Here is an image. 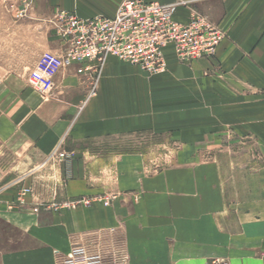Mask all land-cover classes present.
Segmentation results:
<instances>
[{"label": "crops", "instance_id": "obj_1", "mask_svg": "<svg viewBox=\"0 0 264 264\" xmlns=\"http://www.w3.org/2000/svg\"><path fill=\"white\" fill-rule=\"evenodd\" d=\"M122 1L33 0L27 17L9 22L0 53V185L7 188L0 218L15 219L23 235L0 264H55V252L68 254L77 242L112 248L109 264L125 257L128 264H264L263 164L203 156L204 144L228 126L237 137L258 138L264 151V0H146L180 2L176 21L199 14L228 35L213 58L190 64L167 47L164 74L110 58L85 106L90 82L77 66L57 74L46 101L19 82L44 51L64 49L46 23L56 11L112 18ZM139 134L169 136L174 161L156 167L148 147L116 145ZM58 148L73 156L52 159ZM43 175L52 179L49 195L38 184ZM33 184L29 207L59 210H9L19 189ZM80 200L89 204L75 206Z\"/></svg>", "mask_w": 264, "mask_h": 264}, {"label": "built area", "instance_id": "obj_2", "mask_svg": "<svg viewBox=\"0 0 264 264\" xmlns=\"http://www.w3.org/2000/svg\"><path fill=\"white\" fill-rule=\"evenodd\" d=\"M33 0H21L12 5L17 18H25L32 9ZM176 6L162 5L146 0H123L115 17L96 16L80 18L75 13L56 11L46 23L64 42L60 53H44L31 72L30 82L43 99L52 95L57 74L65 68L78 67V73L87 76L90 90L83 106L97 96L104 67L110 58L138 66L147 75L164 74L168 68L164 50L173 47L180 63L190 64L215 52L221 36L201 16L182 24L174 19ZM63 145V144H61ZM61 148V146H60ZM58 148L52 158L60 154ZM62 158L68 156L60 154ZM29 192V189H26ZM84 204L89 201L84 200ZM87 260L103 261V254H90ZM104 252V251H99ZM113 253V252H112ZM89 261H86L88 263ZM67 264H78L70 259ZM219 264H229L226 261Z\"/></svg>", "mask_w": 264, "mask_h": 264}, {"label": "rangeland", "instance_id": "obj_3", "mask_svg": "<svg viewBox=\"0 0 264 264\" xmlns=\"http://www.w3.org/2000/svg\"><path fill=\"white\" fill-rule=\"evenodd\" d=\"M20 1L21 0H0V53L2 52L3 47H5V45L9 46L8 41L7 43H4V36L8 34L10 30H12L11 25H9L10 20L12 19L19 20V18H16L12 15V12L10 9L12 5L17 4V3L19 4ZM178 3L173 2L176 8L178 7ZM162 5H167V4H162ZM195 16L197 17L201 16L202 18H204V21L208 23V25L210 24L213 27V29L215 30L217 29L218 33L221 36L220 43L227 37L228 32L226 28L218 27V25L210 21V19H208L205 16H202L199 14ZM52 30L54 31L53 28ZM57 37L59 38V36ZM220 43L216 47L215 52L213 54L207 55V56L203 55V57L213 58L216 55V51ZM46 52H53V51H44V53ZM34 69L35 68H33L28 74L18 75L19 82H22V81L28 82L33 90L34 88L32 87L31 82H30V75ZM2 77L3 76H0L1 81H2ZM49 98H51V96ZM49 98L47 99L42 98V100L46 101ZM232 127L233 126H228L226 132L224 134L219 135V138H216L214 140H211V142L209 141L207 144H204V146L207 148H204L203 156L209 159L211 157L218 156L217 153L219 152V156L222 153V155H225L226 157H228V160L226 161L228 163L235 164V166L236 164H239V163H248V162L249 163L251 162L261 163L264 166V151H262L263 148H262V145L260 146L258 138H255L252 135L249 137L248 136L237 137ZM116 145L122 149V152L139 151V150L146 151V148L148 147L149 150H151L149 154V159L150 161H154V164L156 167L166 165V164H171L175 158V154H173V152L175 151V148L177 147V145L174 143L173 140H171L169 136H159L157 134L156 135L154 134L153 135L152 134L140 135L139 134L136 136L126 137L122 140H118V143H116ZM62 153H64L63 150H61L60 154ZM60 154H57L56 156L58 160H66L67 158H70L71 156H73V155L69 156L67 154L68 156H65L64 158H62ZM5 174L6 172H0V183H3V181L6 179ZM21 174H26V173L22 172ZM43 176L44 178L40 179L39 180L40 183L38 184L41 188V191L42 192L45 191L46 192L45 194L49 195L51 193L52 179H51V176L46 175L48 176V178H45V175ZM6 189L7 188L4 187V184H1L0 194L3 193ZM26 189H29L30 191L27 192ZM41 191L40 193H42ZM35 193L36 192H35L34 184L30 185V187L25 188L24 186L20 188L18 191L16 200L9 204V210L18 211L19 209L25 210V209L30 208V210L33 213L40 212V208H44L46 210H51V209L59 210L60 205L56 203L52 205V204H45V203L39 204L37 202L38 204H34L29 207V203L26 200L31 198L32 196L34 197L33 194ZM83 201L84 200L78 201L77 204H75V206L76 205L80 206L82 204L84 205ZM14 220L15 219L13 218H11L10 220L5 219V218H0V255L6 254L16 247L12 243V240L22 238V235H23L22 231H20L18 227L10 223V221H14ZM84 249H88V251H90L89 253L92 255L96 253L103 254L102 256L104 258L101 264H109L110 256H113L115 253L114 251H112L113 250L112 248H109V250L105 252L106 249H102V246H100L97 243H95L92 246L91 245L86 246L85 244H78L77 242L68 254H61L59 252H55V255H56L55 264H67V262L70 261V259L71 260L73 259L74 262L78 264H99L97 260H94V259L87 260L88 257H87V254L84 253ZM99 251H104V252H99ZM86 261H89V262L86 263ZM125 261L127 262V257L124 258V264H128V262L126 263Z\"/></svg>", "mask_w": 264, "mask_h": 264}]
</instances>
